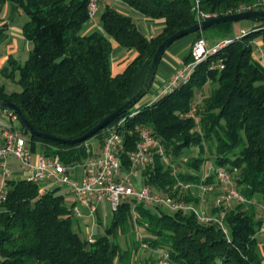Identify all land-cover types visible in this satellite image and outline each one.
<instances>
[{"label":"trees","instance_id":"16d2710c","mask_svg":"<svg viewBox=\"0 0 264 264\" xmlns=\"http://www.w3.org/2000/svg\"><path fill=\"white\" fill-rule=\"evenodd\" d=\"M121 1L149 20L164 19L162 31L148 38L131 15L111 4L101 13L102 30L86 33L89 0H0V7L11 2L25 12L28 20L23 31L32 42L24 63L11 58L4 69L6 76L19 75L22 90L9 93L0 84V100L17 104L36 129L67 139L82 136L122 106L137 91L135 82L142 69L148 70L157 47L171 34L195 24L197 15L193 0ZM200 5L212 17L264 11V0H200ZM259 22L245 34H234V22L196 32L201 36L205 30H216L221 38L233 41L202 61L188 84L122 115L138 111L124 126L125 166L141 126L151 128L167 159L155 150L152 163L142 171V183L197 202V197L181 190L180 181L200 182L198 171L212 157L216 166L231 172L235 186L251 202L222 208L228 235L217 222H201L194 213L127 200L113 214L106 232L89 242L81 235L79 218L67 204L69 195L63 187L40 195V185L10 178L0 212V264H132L146 250L143 244L168 250L183 264H264L257 237L264 219L254 202L258 198L264 208V63L256 52L257 41L264 45V22ZM114 42L137 52L119 74L111 69ZM190 60L191 52L184 61ZM220 63L223 68L215 67ZM208 83L214 87L197 108V124L186 114ZM19 123L33 152L42 145L45 154H58L65 163L87 156L85 141L58 143L30 135L20 119ZM110 125L93 137L102 138ZM192 147H199V156L187 161L185 169L178 162L175 173L171 163ZM207 151L210 157L205 158ZM214 180L208 178L209 183ZM220 211L211 208L212 214ZM135 226L147 235L123 247L119 234ZM143 262L148 264L146 259Z\"/></svg>","mask_w":264,"mask_h":264},{"label":"built area","instance_id":"2783aa9c","mask_svg":"<svg viewBox=\"0 0 264 264\" xmlns=\"http://www.w3.org/2000/svg\"><path fill=\"white\" fill-rule=\"evenodd\" d=\"M193 1L197 22L212 18L211 15L201 10L200 0ZM98 3L99 0H89L90 20L98 12ZM245 33L246 31L243 30L241 34ZM232 41V38H225L211 43L204 36L198 37L192 46L191 60L184 62L164 83L157 87V98L172 93L181 86L188 84L202 61L219 53L222 48ZM215 67L223 68L224 65L220 63ZM196 111L197 108L194 104L186 116L193 118L199 124V116ZM1 112L8 118L9 124H5L0 132V167L2 171L0 212L2 204L7 199L8 180L12 178L14 173L10 166L12 158L19 163V170L23 179L40 185V195L47 193L56 186L66 188L68 195L73 198V202L69 205L72 213L80 219L86 216L97 218L96 215L101 203H107L112 214H114L125 201L132 200L134 205H159L173 212L194 213L201 222H217L224 233L228 235L229 230L224 221L225 212L222 208L234 202H251L235 186L231 172L225 166L214 168V179L217 182L209 183L208 178L211 175H206L207 177L202 176L198 183H179L186 193L190 192L191 195L199 199L197 202L172 196L149 184H140L139 176L152 163L154 151L158 150L163 157L165 155L159 139L155 137L151 128L141 126L138 129L135 148L129 153V166L123 164L124 126L128 119L135 116L138 111H131L119 118L104 131L102 138H97L96 142L86 140L84 147L87 156L82 160L69 163L62 161L58 154L47 155L44 152H33L28 135L21 127L16 126L19 123L17 114L7 109ZM216 184L226 185V187L223 191L218 192L215 191ZM193 187L195 192H193ZM211 194L215 195L211 208L221 209L218 214H212L210 207L207 205L208 197ZM84 209L87 212H84ZM86 238L90 242L95 241L92 234H88ZM144 247L153 256L154 264H183L174 260L168 250L152 249L146 245Z\"/></svg>","mask_w":264,"mask_h":264},{"label":"crops","instance_id":"0c3cea01","mask_svg":"<svg viewBox=\"0 0 264 264\" xmlns=\"http://www.w3.org/2000/svg\"><path fill=\"white\" fill-rule=\"evenodd\" d=\"M107 4H111L118 8L120 11H122L125 14L131 15L134 20L136 21L138 27L140 30L148 37L152 38L156 36L158 33H160L164 27V19H159V20H149L139 12H137L135 9L132 7L128 6L121 0H105V7ZM28 16L25 14V12L15 3H5L0 7V73L2 75H7V71L5 72V67L9 63V59H15L17 60L18 63H24L26 59L29 56V53L32 49V42L28 40L23 31V26L27 22ZM100 25V27H99ZM97 24L96 21H89L86 26H85V32H91L93 30H102L101 24ZM244 30V29H243ZM185 37L175 41L165 52L161 63L159 65L156 78H159L162 83L166 81L177 69L181 67V65L184 63V58L187 56V43L188 41L185 39ZM211 41V40H210ZM213 42V41H212ZM211 42V43H212ZM114 52H122L123 50H126V52L122 55V57L113 63L111 60V69L113 74H119L124 71L126 66L136 57L137 52L135 50H128L125 49L121 46L118 45V43L114 42ZM147 74V68H144L141 70L135 85H134V90H138ZM17 73L15 74L14 77H16ZM5 85L4 83H0ZM7 90V88H6ZM7 92H9L7 90ZM10 93V92H9ZM157 99V98H156ZM154 101L151 100L147 104L152 103ZM5 124H9L8 118L2 114L0 111V132L2 130V127ZM97 140V138H96ZM43 152L42 145H40L38 151L36 153H41ZM11 159V163H12ZM12 167V166H11ZM13 170V176L12 178H22V173H20L19 167L18 168H12ZM2 178V174L0 173V181ZM72 197L69 195L67 199V204L70 205L73 200L71 199ZM209 199V198H208ZM211 199V197H210ZM208 200L207 205H209L210 210V201ZM209 210V211H210ZM88 217L84 218H79V227L82 230V225L84 224L85 219ZM99 222H101L99 220ZM87 225V224H86ZM88 230L85 231V237L88 235ZM104 234V232L100 234H96L94 236H99ZM264 235V225L258 235ZM262 235V236H263ZM259 245L262 247V250L264 252V243L261 244L259 242ZM145 251V250H144ZM146 256L145 257H151V253H148L146 250ZM261 254V252H260ZM262 258L264 260V255H262Z\"/></svg>","mask_w":264,"mask_h":264},{"label":"rangeland","instance_id":"374dc122","mask_svg":"<svg viewBox=\"0 0 264 264\" xmlns=\"http://www.w3.org/2000/svg\"><path fill=\"white\" fill-rule=\"evenodd\" d=\"M104 8H105V0H99L98 12H97L95 17L91 21H96V23L99 25L100 22H101L100 21V16H101V13L104 10ZM259 23L260 22L258 20H255V19H244V20H240V21H235L234 24H233L234 34H237V35L239 33L241 34L243 29L244 30H250L253 27H255L256 25H259ZM99 27H100V25H99ZM200 35L206 37L209 40V42H212L215 39V37H216V39H215L216 42L226 38V37L221 38L222 34H219V32L216 31V30H205L204 33L200 34ZM198 36L199 35L197 33L186 36L185 39L188 41V43H187V48H188L187 55L190 54V52L192 50L193 43L197 39ZM115 52L113 51L112 56H111V60L113 61V63L115 61H118L122 57V55L126 52V50H123L122 52H118V53H115ZM256 52L258 53L257 55H259L260 59L264 63V45H263V43L261 41H257ZM184 60H185V58H184ZM18 78H19L18 74L16 75V77H12V76H5V75H2L0 73V83L6 84V88H7V90L9 92L21 91L22 90V87L17 83ZM161 84H162L161 80L159 78H156L155 81H154V84H153V86H152V88L150 90V92L147 93L133 109H138L141 106L146 105L149 101H151L153 99L155 100L158 97L157 96L158 95V88L157 87L160 86ZM213 87H214V84H212V83L206 84L205 87L201 91L198 92V94L196 96V101L192 104V106L195 104L196 108H198L201 105V101H202L203 97L208 95L210 93V90ZM149 104H151V103H149ZM16 126L17 127H21L20 123H17ZM90 141L91 142H96V137L91 138ZM205 144H207V143H204V145ZM199 150H200L199 147L188 148V149H186L184 151L182 157H180L177 161H174V163L170 162L172 164L173 169L175 170L174 172L177 173L178 170H179L178 167L176 166L178 162L179 163L180 162L184 163V165H181V167L185 169L186 168L185 163L187 161H190V160L194 159V157L199 156ZM204 156H205V158L207 156L210 157L209 152L207 151L204 154ZM12 160H13L12 163H11V160H10V166H12V168L15 169V168L20 167L19 163L14 158H12ZM215 167H216L215 159L213 157L212 158H208V160L206 159V162L199 169V171H198L199 175H201V177L202 176L205 177L206 175H211V176L214 177V173L213 172H214V168ZM0 173H2L1 167H0ZM214 182H217V181L214 180ZM139 183L140 184L142 183V175L139 176ZM179 183H189V181L188 182L180 181ZM225 187H226V185H222L221 186V185L216 184L215 191L221 192V191L224 190ZM181 190L184 191L185 189H183L181 187ZM63 191L66 192L67 189L63 188ZM193 192H195L194 187H193ZM214 196H215L214 194H211L208 197L209 199L211 197V199H210L211 201L209 203L210 206L213 205ZM71 199L73 200V198H71ZM254 202L256 204V210H257L259 216L263 217V219H264V208H263L262 203L260 202V200L258 198H256L254 200ZM84 212H87V211L84 209ZM171 212H173V211H171ZM96 217L97 218H95L94 216H89L87 219H85V221H87V222H84V224L82 225V228H83L82 231H81V235L82 236H85V231L86 230H88V232H87L88 234H92L93 236L96 235V234H100L102 232H104V233L106 232V228L109 225H111L112 219H113V214H112L111 210L109 209V206H108L107 203H101L99 205V211H98V214L96 215ZM99 220L101 222H99ZM75 229H77V228L75 227ZM146 235H147V233H146V231H144L143 228L135 226L132 229L130 228L128 233H120L118 240L122 243L123 247H127L128 245L129 246L130 245L133 246L134 240H141ZM262 235L263 234L257 235L258 240H259V242L261 244L264 243V235L263 236ZM94 237H95V241H96V239H97L96 237L97 236H94ZM112 239H113V242L115 243L116 242L115 241L116 238H112ZM143 247H144V244H143ZM145 251L141 250L139 252V254L132 260V264H145L143 262V259L148 260V264H154L153 256L151 255V257H145L146 256V252ZM259 251L261 252L262 255H264V252H263L262 247L260 245H259Z\"/></svg>","mask_w":264,"mask_h":264},{"label":"water","instance_id":"95a60500","mask_svg":"<svg viewBox=\"0 0 264 264\" xmlns=\"http://www.w3.org/2000/svg\"><path fill=\"white\" fill-rule=\"evenodd\" d=\"M244 19H255L264 22V11L263 10H246L241 11L238 13H231L226 15H220L215 16L212 18L204 19L200 22H196L195 24L186 27L184 29H181L170 36H168L156 49V52L150 62V66L147 70V74L145 76V79L141 85V87L118 109H116L113 113L105 117L103 120H101L98 124H96L94 127H92L89 131H87L82 136H79L77 138L73 139H67L58 137L46 132H42L35 127H33L30 122L25 117L23 111L20 109V107L15 104L14 102L4 101L0 100V108L1 109H7L11 110L14 113L17 114L18 118L20 119L21 123L25 126L26 130L29 132L30 135H35L38 137H43L47 139H51L55 142L62 143V144H75V143H81L84 142L91 137L95 136L100 130L104 129L108 125H110L112 122H114L116 119H118L123 114L127 113L131 109H133L140 101L141 99L150 92L155 77L159 68V65L161 63V60L167 51V49L177 40L191 35L193 33L203 31L204 29H207L213 25L225 23V22H235L240 21Z\"/></svg>","mask_w":264,"mask_h":264}]
</instances>
